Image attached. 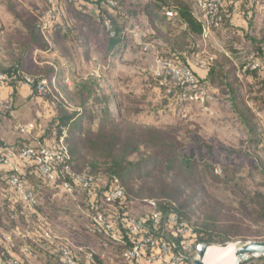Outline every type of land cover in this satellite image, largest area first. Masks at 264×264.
Segmentation results:
<instances>
[{
	"label": "trees",
	"instance_id": "obj_1",
	"mask_svg": "<svg viewBox=\"0 0 264 264\" xmlns=\"http://www.w3.org/2000/svg\"><path fill=\"white\" fill-rule=\"evenodd\" d=\"M2 1L16 23L7 31L0 27V70L14 78L5 87L17 90L24 86L26 76H32L55 80L58 92L41 98L53 104L55 115L45 125L39 143H31L36 125L25 134L27 137L22 136L13 144L6 143L0 132V156L46 146L45 139L59 141L65 130L68 159L52 182L38 172L33 161H12L19 168L17 175L24 191L36 197L33 205L25 202L20 191L9 183L13 173L10 167L0 175V261L7 264L13 258L19 264H27L39 257L42 264H65L59 248L67 246L82 264H126L123 253L143 235H152L172 243L175 253L184 256L183 264H193L200 243L245 241L248 223L264 231V194L250 190L238 170L220 166L221 174H216L210 145L201 144L198 137L192 138L196 146L186 153L178 129H163L162 118L171 112L169 106L174 105L179 111L185 105L183 88L156 76L153 85L144 87L142 93L115 92V86L80 76L74 67V61L82 63L80 55L90 62L94 45L103 49L109 69L115 68V62L128 49L138 52L146 44L156 45L162 57L190 68L198 85L212 99H226L231 113L251 134L250 143L264 151V129L255 116L264 111V0H222L224 19L216 30L232 54L237 53L240 42L251 46L259 60L256 70L240 69L233 59L210 49L196 0H111L113 5L109 0H84L86 4L64 0L62 21L47 35L42 31L40 18L49 9L48 0ZM168 10L173 17L167 16ZM134 33L140 34L136 43L132 40ZM36 49L57 52L65 65L43 54L34 59ZM51 60L53 64L48 63ZM193 60L206 64L201 69L205 76L192 67ZM67 76L79 81L70 88L65 83ZM4 106L0 110L3 128L14 120L10 105ZM144 116L154 120L145 121ZM17 131L24 134L20 126ZM187 133L190 135V131ZM256 158V169L264 175L262 160ZM65 167L69 170L65 171ZM73 175L92 177L94 182L84 188L74 181ZM115 178L124 188L125 199L109 204L104 199ZM207 180L216 184V196L224 188L232 195L227 208L210 201L214 194L204 188ZM64 183L71 185V193ZM83 197L85 202L81 201ZM140 200L147 205L155 201L164 224L176 214L194 229L192 255L184 252L180 238L169 233L165 225L156 230L150 219H146L144 231L132 235L130 205ZM198 212L202 215L196 218ZM77 213L85 216L86 222H81ZM97 213L114 223L121 241L104 232H91L92 217ZM56 224L79 246L77 249L57 234ZM19 225L26 227L25 234ZM48 228L56 237H44ZM242 264H264V256Z\"/></svg>",
	"mask_w": 264,
	"mask_h": 264
},
{
	"label": "rangeland",
	"instance_id": "obj_2",
	"mask_svg": "<svg viewBox=\"0 0 264 264\" xmlns=\"http://www.w3.org/2000/svg\"><path fill=\"white\" fill-rule=\"evenodd\" d=\"M15 25L14 18L8 12L6 4L0 0V27L3 29H11ZM139 37V33H134L132 35L134 43L138 41ZM205 39L212 51L230 57L233 59L234 63L238 64L240 69L244 68L245 70L246 65H251L254 62L258 63L259 61L257 60L258 56L252 50L251 46L246 45L244 42H240L236 48L238 49L237 53L232 54L229 49L226 48L225 42L219 32L214 31L205 37ZM159 56H161V52L156 45L148 52L144 50L133 52L131 49H128L123 54V57L115 62V68L109 69L103 56V49L101 47L98 49L97 46L94 45L90 62H86L84 57L80 55L79 58L82 63H77L76 60L74 61V67L79 74L83 76H90L94 79L103 80V85L115 86V92L136 90L137 93H142L144 87L148 88L150 85H153V79L157 76L156 72L159 68L157 62ZM52 59L57 60L58 57L54 56ZM56 91H58V88L55 89V92ZM169 109L171 112L162 118V127L163 129H178V136L182 139L181 142L184 145V152L189 153L190 150L196 146L192 138L198 137L197 140H199L201 144L204 142L210 145L214 155V157L210 159L215 163L214 171L216 174H221L217 173L216 169L221 170L220 168L224 166L229 167L232 171L238 170L239 176L247 179V187H249L250 190L252 189L254 192L264 194V175H261L260 171L256 169L257 165H259L256 157L261 158L264 165V151H258L255 145L250 143L251 134L231 113L229 103L226 99L219 100L211 98L204 104L185 103L179 111L174 105L169 106ZM178 113L181 114V117H178ZM175 114H177V116ZM255 116L260 128L264 129V111L256 112ZM142 119L145 121L154 120L146 116ZM188 131H190V135L187 133ZM0 132H2L1 136L3 139H6L8 142H10L11 139L15 141L18 138H22V136L27 137L25 135L26 133L21 135L17 131L6 132L0 130ZM31 143L35 145L32 139ZM206 151L207 149L204 150V152ZM208 180L204 184V188L209 192H213L216 197L211 195L209 198L210 201L212 203L218 201L224 204L225 207L229 205L232 195L224 188L222 193L216 196V184ZM81 201L85 202L84 197ZM68 205H70V203ZM224 211H226V209H224ZM151 212L152 210L145 201H134L130 205V214L133 218L146 219ZM76 215L81 222H86L85 216H81L79 213ZM200 215H202L201 212H198L196 218ZM55 227L57 234L66 239L69 245L76 249L79 247L73 242L71 237L64 232L62 226L56 224ZM18 228L25 234L26 227L19 225ZM259 228L260 226L258 225L248 223L245 234L248 239L244 242L264 241V231L260 232L258 230ZM8 233L11 234V232ZM257 235L262 237H254ZM238 242L240 241H231L225 244ZM27 264H42V262L39 261L38 257L37 259H30Z\"/></svg>",
	"mask_w": 264,
	"mask_h": 264
},
{
	"label": "built area",
	"instance_id": "obj_3",
	"mask_svg": "<svg viewBox=\"0 0 264 264\" xmlns=\"http://www.w3.org/2000/svg\"><path fill=\"white\" fill-rule=\"evenodd\" d=\"M67 1L71 2L72 0ZM109 2L113 5L111 0H109ZM48 3V11L40 18L42 31L46 35L54 28L55 25L61 23L63 18L64 0H48ZM196 3L200 11L204 36L207 37L210 33L220 29L223 24V2L222 0H196ZM167 16L173 17L174 14L171 10H168ZM62 28L65 30L66 26L63 25ZM108 28H111V25L108 24ZM151 47L152 46L150 44H146L144 46V51L150 50ZM157 62L159 64V68L156 75L158 77H164V81L169 80L174 85L183 88V102L204 104L211 99V96L208 94L206 89L198 85V79L190 68L179 67L169 59L162 56L158 57ZM197 65L200 69L206 68V64L201 60L197 62ZM249 67L252 70H256L259 67V64L254 62L251 65L245 66V69ZM13 79V76H10L0 70V88L10 84ZM67 83H69L68 80ZM24 86L34 89L40 98L53 94L55 89H57V83L55 80L50 81L47 78L36 79L32 76L25 77ZM59 98H62V96ZM33 128V124L20 126V130L23 133H30ZM66 137V131L63 130V134L59 141L50 145L40 146L38 148L29 147L18 152L9 153L8 156H0V166H8L13 170V173L9 176V183L20 191L21 198L28 204H35L36 197L32 192L24 191L23 185L19 181L17 175L19 168L14 166L12 161L16 159L21 161H33L37 166L38 172L43 177L51 182L55 181L59 173V168L61 165L65 164L68 159V147L65 142ZM68 170V167H65V171ZM216 172L221 173V170L216 169ZM72 177L76 183L80 184L84 188H90L94 182V179L88 176L73 175ZM64 187L70 193L73 191L69 183H64ZM124 199V188L122 187L120 181L115 178L113 179L109 190L106 192L104 200L106 203L112 204L117 201H123ZM148 205L152 208V212L148 217H146V219H150L153 222L156 230L161 229V227L165 225L169 233H171L174 237L180 238L184 252L192 255V237L194 235V229L186 222L182 221L176 214L170 215L164 224L162 215L157 211L156 202L149 201ZM146 219H137L133 217L128 219L132 235H138L145 230ZM90 230L92 233L104 232L113 240L121 241L120 236L115 229L114 223L101 213H97L92 217ZM44 237L51 239L56 236L53 229L48 228L44 233ZM9 240H11V238H9ZM59 250L65 264H82L74 258L71 250L67 246H61ZM123 258L126 264H143V262L147 264L184 263V256L175 253V246L172 243L166 241L163 237L158 238L152 235H143L123 253ZM0 264L4 263L0 261ZM7 264H19V262L16 259L11 258Z\"/></svg>",
	"mask_w": 264,
	"mask_h": 264
},
{
	"label": "crops",
	"instance_id": "obj_4",
	"mask_svg": "<svg viewBox=\"0 0 264 264\" xmlns=\"http://www.w3.org/2000/svg\"><path fill=\"white\" fill-rule=\"evenodd\" d=\"M82 4H86L84 0H80ZM239 17V14H235V18ZM240 23L244 24L243 21L240 20ZM7 31L10 29H3V31ZM39 54H43L48 58L58 57L59 61L64 64V60L59 57L58 53L55 51H45L42 52L36 49L33 53L34 59L37 58ZM92 56V54H91ZM49 64H53L52 60L48 62ZM65 65V64H64ZM192 67L201 75L205 76L206 72L201 70L197 66V60H193L191 62ZM79 75V74H78ZM83 76V75H80ZM86 77V76H85ZM67 80L69 83H67ZM79 78L76 79L75 77L67 76L65 78V83L68 87L72 88L75 82H78ZM8 104L10 105L12 111L11 116L14 119L9 120L6 123L5 127L3 128L0 125V130L6 132L17 131L18 127L21 125L33 124L37 127L36 135L33 138V143L37 145L38 139L42 137L44 134V127L45 125L53 118L55 115V109L53 104L48 100H43L38 98L34 95L33 91L26 86L19 87L17 90L11 87H1L0 88V110L2 107ZM5 107V106H4ZM15 122V124L13 123ZM18 132V131H17ZM37 139V140H36ZM6 141V139H4ZM55 140L45 139L44 142L47 145L54 143ZM8 144H13L14 141L11 139L10 142L6 141ZM9 170L7 166H0V175L6 173ZM143 264H147L143 262ZM194 264V261H193Z\"/></svg>",
	"mask_w": 264,
	"mask_h": 264
},
{
	"label": "water",
	"instance_id": "obj_5",
	"mask_svg": "<svg viewBox=\"0 0 264 264\" xmlns=\"http://www.w3.org/2000/svg\"><path fill=\"white\" fill-rule=\"evenodd\" d=\"M238 246L235 251L236 260L234 264H242L251 258L264 256V241H240L237 243ZM228 244L218 245V244H208L200 243L196 246L197 257L194 260V264H206V257L209 248L216 246L225 247Z\"/></svg>",
	"mask_w": 264,
	"mask_h": 264
},
{
	"label": "bare ground",
	"instance_id": "obj_6",
	"mask_svg": "<svg viewBox=\"0 0 264 264\" xmlns=\"http://www.w3.org/2000/svg\"><path fill=\"white\" fill-rule=\"evenodd\" d=\"M237 243H229L227 246L209 248L206 257V264H234L236 260L235 251Z\"/></svg>",
	"mask_w": 264,
	"mask_h": 264
}]
</instances>
